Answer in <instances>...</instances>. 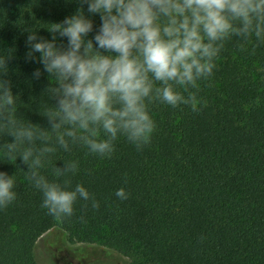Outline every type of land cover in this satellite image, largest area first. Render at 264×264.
Here are the masks:
<instances>
[{
	"label": "trees",
	"instance_id": "trees-1",
	"mask_svg": "<svg viewBox=\"0 0 264 264\" xmlns=\"http://www.w3.org/2000/svg\"><path fill=\"white\" fill-rule=\"evenodd\" d=\"M79 7V0H0V55L10 57L0 79L11 82L17 118L49 128L44 115L56 102L45 89L56 81L39 53L27 59L26 41L30 31L51 41V24ZM83 11L93 22L88 40L101 20L87 5ZM55 35L57 46L66 47L67 38ZM255 43L250 38L243 50L234 41L225 44L213 75L190 89L200 101L196 111L148 104L156 128L142 150L123 135L110 158L82 146L58 148L41 174L53 180L54 166L78 161L71 187L82 185L98 209L78 199L73 215L57 221L41 207L42 193L24 176L27 167L0 148V172L14 176L17 194L0 209V264H37L34 248L55 227L81 243H98L109 253L106 263L264 264V46L253 52ZM12 139L0 136V146ZM121 188L127 199L115 195Z\"/></svg>",
	"mask_w": 264,
	"mask_h": 264
},
{
	"label": "clouds",
	"instance_id": "clouds-1",
	"mask_svg": "<svg viewBox=\"0 0 264 264\" xmlns=\"http://www.w3.org/2000/svg\"><path fill=\"white\" fill-rule=\"evenodd\" d=\"M79 3L74 15L51 24V41L32 31L26 41L30 48L27 59L35 61L33 53H39L38 62L56 81L54 87L45 89L56 102L44 115L48 129L17 118L11 82L0 79V136L13 138L0 148L8 160L19 158L27 167L24 176L42 193L41 207L57 221L73 215L78 199L99 208L82 185L71 187L70 177L79 171L78 161L54 166L53 180L41 174L58 148L71 152L72 146H82L88 154L110 158L114 141L123 135L142 150L156 128L148 104L187 105L196 111L200 101L190 89L213 75L214 61L227 42L234 41L243 50V44L254 37L253 52L264 46V0ZM84 5L89 14H99L101 20L96 34L88 40L85 37L93 31V22L85 17ZM57 33L67 38L66 47L57 46ZM9 58L0 55V75H7ZM40 75L39 69L33 72L36 79ZM14 187V176L0 172V209L16 200ZM115 195L121 200L128 198L123 188Z\"/></svg>",
	"mask_w": 264,
	"mask_h": 264
},
{
	"label": "rangeland",
	"instance_id": "rangeland-1",
	"mask_svg": "<svg viewBox=\"0 0 264 264\" xmlns=\"http://www.w3.org/2000/svg\"><path fill=\"white\" fill-rule=\"evenodd\" d=\"M37 264H122V261L103 259L109 253L98 243L84 244L55 227L42 235L35 248ZM125 262V261H124Z\"/></svg>",
	"mask_w": 264,
	"mask_h": 264
}]
</instances>
